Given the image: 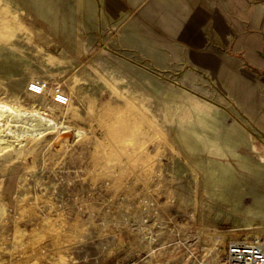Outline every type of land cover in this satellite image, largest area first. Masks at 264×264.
<instances>
[{
    "label": "rangeland",
    "instance_id": "rangeland-1",
    "mask_svg": "<svg viewBox=\"0 0 264 264\" xmlns=\"http://www.w3.org/2000/svg\"><path fill=\"white\" fill-rule=\"evenodd\" d=\"M54 1L58 22L77 21L71 45L25 0H0V264H242L232 246L264 251L254 4ZM235 127L247 144L230 141ZM220 162L259 203L209 193Z\"/></svg>",
    "mask_w": 264,
    "mask_h": 264
},
{
    "label": "bare ground",
    "instance_id": "bare-ground-1",
    "mask_svg": "<svg viewBox=\"0 0 264 264\" xmlns=\"http://www.w3.org/2000/svg\"><path fill=\"white\" fill-rule=\"evenodd\" d=\"M25 1L34 8L36 14L43 15V17H45L49 21L50 25L53 24V26H56V28H58L57 29L58 32L63 33V37H64L65 43H67L69 45H71L72 43H74L73 42V38H74L73 37L74 36L73 34H74L75 25H76V22H77L75 20V18H74L75 16H72V19H70L71 22L69 21L70 23H68V24H65V22H64L63 19H62L61 22H58L57 20H58L59 16L58 15H55L56 16V19H55V17H53L54 15L52 14V13L55 14V11H56V13L59 12L58 8L56 7V2L54 0H25ZM61 1H63V0H61ZM255 5H258V6H260L261 8L264 9V4H255ZM61 8H62V5H61ZM66 29L69 30L68 33L65 32ZM0 108L2 109V108H4V106L1 105ZM8 109H9V107H8ZM0 116H2V114H0ZM200 123H201V129H202V131L205 132V121L201 120ZM65 132H68V130H64L61 133H65ZM182 135H183V137L186 136L185 134H182ZM229 137H230V141H233V142H235V141L236 142H241V143L244 142L246 144L249 142L248 139L246 138V136L244 135V132L239 127H235L234 130H233V132L230 133V136ZM216 138L219 140L218 134L216 135ZM4 144H6V143L3 140L2 143H1V145H4ZM215 149H217V148H215ZM252 150L255 151V149H252ZM251 157H252V155H251ZM254 161H256V160H254ZM258 161H260L259 158H258ZM220 163H221L223 169L225 170L224 174L218 175L216 173L217 171H214L212 169H210V171L207 173L206 181H207V186H208L209 193L210 194H214L217 197H220V198H223V199H226V200H229V196H232L231 198H234L235 201H236V203H238V205L243 202V199H244V196L245 195L252 196L253 202L254 203L255 202L256 203H259L260 202V199L257 196V194H255V192L251 191L249 188H248L249 189L248 191H244V190L241 189L242 188L241 187L242 185L240 186V183L237 180V177L234 175L232 168L229 167V166H226L222 162H220ZM257 167L259 168V173L264 177V161L258 162L257 163ZM42 233H40V234H42Z\"/></svg>",
    "mask_w": 264,
    "mask_h": 264
},
{
    "label": "built area",
    "instance_id": "built-area-1",
    "mask_svg": "<svg viewBox=\"0 0 264 264\" xmlns=\"http://www.w3.org/2000/svg\"><path fill=\"white\" fill-rule=\"evenodd\" d=\"M253 4H264V0H250ZM48 90V83L45 81H33L30 83L29 91L34 95H43ZM53 101L57 104H66L68 98L61 90L53 93ZM231 255L234 260L242 264H264V251L258 246L234 245Z\"/></svg>",
    "mask_w": 264,
    "mask_h": 264
},
{
    "label": "crops",
    "instance_id": "crops-1",
    "mask_svg": "<svg viewBox=\"0 0 264 264\" xmlns=\"http://www.w3.org/2000/svg\"><path fill=\"white\" fill-rule=\"evenodd\" d=\"M229 2L232 5V7L235 8V10H237L241 13L242 11L247 10L246 6H247L249 1H247V0H229ZM250 11H251V14L254 16L253 18H255V20H256L255 21L256 24L257 25L259 24L260 28L263 29V31H264V9L261 8L260 6L254 4V8L250 9Z\"/></svg>",
    "mask_w": 264,
    "mask_h": 264
}]
</instances>
